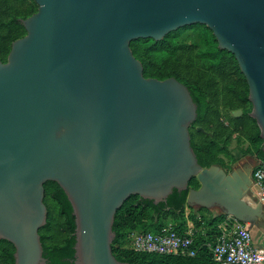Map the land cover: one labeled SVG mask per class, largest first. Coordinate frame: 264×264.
Segmentation results:
<instances>
[{
	"label": "water",
	"instance_id": "95a60500",
	"mask_svg": "<svg viewBox=\"0 0 264 264\" xmlns=\"http://www.w3.org/2000/svg\"><path fill=\"white\" fill-rule=\"evenodd\" d=\"M34 1L38 10L21 20L26 34L0 59V239L14 245L15 264H47V181L72 205L75 264H129L112 250L118 209L131 195L166 201L194 177L189 207L264 222V205L246 199L253 164L203 167L188 87L145 77L131 48L187 25L210 28L247 80L264 151V0Z\"/></svg>",
	"mask_w": 264,
	"mask_h": 264
},
{
	"label": "trees",
	"instance_id": "16d2710c",
	"mask_svg": "<svg viewBox=\"0 0 264 264\" xmlns=\"http://www.w3.org/2000/svg\"><path fill=\"white\" fill-rule=\"evenodd\" d=\"M37 10L34 0H0L3 62L7 61L13 41L26 34L21 20ZM189 29L194 31L192 41L182 37ZM131 48L143 64L145 77L160 80L175 77L188 87L197 105V118L190 127L191 144L203 167L217 164L229 172L244 156L253 157L255 164L264 160L260 130L249 115L252 104L247 80L234 54L218 47L210 28L200 23L187 25L159 41L133 40ZM237 110H242L240 116L234 115ZM199 186L194 177L188 189H174L166 201L159 203L131 195L118 209L113 224L112 250L117 260L129 264H217L206 244L216 242L226 214L207 217L210 209L205 207L193 212L194 208L187 205V195L190 188ZM44 187L48 216L39 229L43 256L47 264H75L76 223L72 205L57 182L47 181ZM188 220L195 229L202 221L205 227L204 234H193V247L197 250L194 257L138 252L130 246L133 232L175 231L182 235L186 233ZM14 253V245L0 239V264H15Z\"/></svg>",
	"mask_w": 264,
	"mask_h": 264
},
{
	"label": "built area",
	"instance_id": "2783aa9c",
	"mask_svg": "<svg viewBox=\"0 0 264 264\" xmlns=\"http://www.w3.org/2000/svg\"><path fill=\"white\" fill-rule=\"evenodd\" d=\"M254 183L251 195L264 205V160L253 166ZM221 233L216 242H207L217 264H264V241L259 247L253 243L251 228L231 215L219 225ZM193 234L140 231L131 234V248L138 252L194 257Z\"/></svg>",
	"mask_w": 264,
	"mask_h": 264
},
{
	"label": "crops",
	"instance_id": "0c3cea01",
	"mask_svg": "<svg viewBox=\"0 0 264 264\" xmlns=\"http://www.w3.org/2000/svg\"><path fill=\"white\" fill-rule=\"evenodd\" d=\"M188 210V209H186ZM193 212H197L196 210H193ZM188 213V211L186 212ZM218 214L217 210H210V212L208 214H206L207 217H212ZM200 216V215H198ZM199 220H201L202 218L198 217ZM204 221H202V225L199 226V228L195 229L194 228V224L192 221L187 222V230L186 233L190 232L192 234L196 233L197 234H204L205 233V227H204ZM251 228V232L253 235V243L255 246L259 247L263 244L264 241V222L263 221H259L255 226L250 227Z\"/></svg>",
	"mask_w": 264,
	"mask_h": 264
},
{
	"label": "rangeland",
	"instance_id": "374dc122",
	"mask_svg": "<svg viewBox=\"0 0 264 264\" xmlns=\"http://www.w3.org/2000/svg\"><path fill=\"white\" fill-rule=\"evenodd\" d=\"M182 37L185 38L186 40H190V41H192L193 38H194V31H192L191 29H189V30H187V31L183 34ZM247 161H248V162L251 161V158H249V156H244V157H243L238 163H236V164L234 165V167H235L236 165H240V164H242V163H244V162H247ZM246 199H247L248 201L252 202V203L255 202V199L252 197L251 193L248 194V195L246 196ZM193 208H194V210H197L198 207H193ZM187 209H188V208H187ZM211 210H217L218 213H221V210L218 209V208H213V209H211ZM187 211L189 212V210H187ZM169 222L172 223L171 220H170Z\"/></svg>",
	"mask_w": 264,
	"mask_h": 264
},
{
	"label": "flooded vegetation",
	"instance_id": "af4514ba",
	"mask_svg": "<svg viewBox=\"0 0 264 264\" xmlns=\"http://www.w3.org/2000/svg\"><path fill=\"white\" fill-rule=\"evenodd\" d=\"M249 158H251V161H249L251 164H253V166H254V164H255V159L253 158V157H251V156H249ZM248 162V161H247ZM245 163V162H244ZM243 164V163H242Z\"/></svg>",
	"mask_w": 264,
	"mask_h": 264
}]
</instances>
